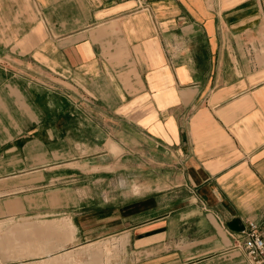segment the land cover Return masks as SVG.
<instances>
[{"label": "crops", "instance_id": "1", "mask_svg": "<svg viewBox=\"0 0 264 264\" xmlns=\"http://www.w3.org/2000/svg\"><path fill=\"white\" fill-rule=\"evenodd\" d=\"M250 222L264 0H0V264H251Z\"/></svg>", "mask_w": 264, "mask_h": 264}, {"label": "built area", "instance_id": "2", "mask_svg": "<svg viewBox=\"0 0 264 264\" xmlns=\"http://www.w3.org/2000/svg\"><path fill=\"white\" fill-rule=\"evenodd\" d=\"M232 238L251 264H264V223L250 222Z\"/></svg>", "mask_w": 264, "mask_h": 264}, {"label": "rangeland", "instance_id": "3", "mask_svg": "<svg viewBox=\"0 0 264 264\" xmlns=\"http://www.w3.org/2000/svg\"><path fill=\"white\" fill-rule=\"evenodd\" d=\"M17 176H18V174H17ZM10 177H14V175H11ZM33 180H36V179L30 178V177H25V176L24 177H16L14 180H11L10 181L11 185L17 186V188H13V189L26 190V194H23L22 196L21 195L11 196V200L16 201L17 199L20 200L19 198H22L23 200L28 201V202H40L41 197L36 194L38 192V190L25 187V186H27V184H29ZM22 187H24V189H20Z\"/></svg>", "mask_w": 264, "mask_h": 264}]
</instances>
